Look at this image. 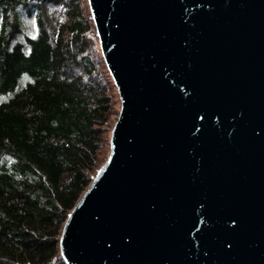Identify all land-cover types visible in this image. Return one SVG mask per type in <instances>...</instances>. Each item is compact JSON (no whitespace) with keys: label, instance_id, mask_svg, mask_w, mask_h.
Segmentation results:
<instances>
[{"label":"water","instance_id":"95a60500","mask_svg":"<svg viewBox=\"0 0 264 264\" xmlns=\"http://www.w3.org/2000/svg\"><path fill=\"white\" fill-rule=\"evenodd\" d=\"M119 110L64 264H264V0H85Z\"/></svg>","mask_w":264,"mask_h":264},{"label":"trees","instance_id":"16d2710c","mask_svg":"<svg viewBox=\"0 0 264 264\" xmlns=\"http://www.w3.org/2000/svg\"><path fill=\"white\" fill-rule=\"evenodd\" d=\"M116 103L85 0H0V264H64Z\"/></svg>","mask_w":264,"mask_h":264},{"label":"rangeland","instance_id":"374dc122","mask_svg":"<svg viewBox=\"0 0 264 264\" xmlns=\"http://www.w3.org/2000/svg\"><path fill=\"white\" fill-rule=\"evenodd\" d=\"M86 6H87V5H86ZM87 10H88V9H87ZM117 98H118V97H117ZM114 109L117 110V113H118V110H119V102L116 103V104L114 105ZM117 113L112 114V115L110 116L109 121H108L107 129H108V133H109V135H110V132H111V128H112V126H113V124H114V122H115V120H116ZM108 153H109V146H108V148H106V149L103 150L102 157L104 158V156H105L106 154H107V156H108ZM107 156H106V158H107ZM104 162H105V161H104Z\"/></svg>","mask_w":264,"mask_h":264}]
</instances>
